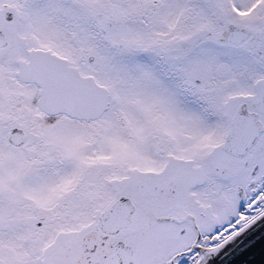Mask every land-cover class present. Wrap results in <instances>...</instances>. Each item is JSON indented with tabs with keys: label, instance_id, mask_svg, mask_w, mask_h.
<instances>
[{
	"label": "snow or ice",
	"instance_id": "obj_1",
	"mask_svg": "<svg viewBox=\"0 0 264 264\" xmlns=\"http://www.w3.org/2000/svg\"><path fill=\"white\" fill-rule=\"evenodd\" d=\"M262 229L264 0H0V264H217Z\"/></svg>",
	"mask_w": 264,
	"mask_h": 264
},
{
	"label": "water",
	"instance_id": "obj_2",
	"mask_svg": "<svg viewBox=\"0 0 264 264\" xmlns=\"http://www.w3.org/2000/svg\"><path fill=\"white\" fill-rule=\"evenodd\" d=\"M248 240H253V244L247 250H238L228 254L229 249L232 248V245H229L225 253L221 254L217 264L221 262L222 264H264V235H261V232H254L245 239V243Z\"/></svg>",
	"mask_w": 264,
	"mask_h": 264
}]
</instances>
